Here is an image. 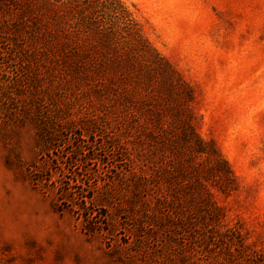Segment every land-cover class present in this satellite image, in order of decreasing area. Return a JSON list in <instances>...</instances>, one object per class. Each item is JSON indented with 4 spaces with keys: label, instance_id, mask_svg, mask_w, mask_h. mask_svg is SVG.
<instances>
[{
    "label": "rangeland",
    "instance_id": "1",
    "mask_svg": "<svg viewBox=\"0 0 264 264\" xmlns=\"http://www.w3.org/2000/svg\"><path fill=\"white\" fill-rule=\"evenodd\" d=\"M58 14L50 50L0 24V264H103L102 236L32 181L40 116L55 120L66 150L91 124L94 153L115 145L117 166L157 162L172 176L182 164L193 192L200 137L230 171L227 194L213 175L204 181L221 229L264 247V0H76ZM130 187L118 196L137 209ZM114 208L118 227L129 207Z\"/></svg>",
    "mask_w": 264,
    "mask_h": 264
},
{
    "label": "trees",
    "instance_id": "2",
    "mask_svg": "<svg viewBox=\"0 0 264 264\" xmlns=\"http://www.w3.org/2000/svg\"><path fill=\"white\" fill-rule=\"evenodd\" d=\"M75 1L0 0V24L8 35L32 40L37 50H50L51 40L58 32L63 34L59 8ZM53 122L41 116L35 121L40 154L33 164L32 181L52 188L55 209L70 211L84 233L102 236L103 264H264V247L235 244L231 238L236 230L221 229L222 208L204 181L213 175L212 187L227 194L230 171L216 151L205 148L203 139L197 137L201 146L193 148L199 158L193 166L197 174L193 192L186 191L182 164H177L180 168L172 176L157 162L148 166L150 172L117 166L115 145L106 158L94 153L91 124L81 126L82 131L74 136L76 145L66 150L65 140L53 131L57 129ZM99 145L106 146L103 142ZM210 153L222 161L223 170L207 164L211 163ZM180 154L185 156L183 151ZM129 187L137 193V209L131 208L134 198L118 196ZM109 207L123 209L118 222L121 226H113Z\"/></svg>",
    "mask_w": 264,
    "mask_h": 264
}]
</instances>
